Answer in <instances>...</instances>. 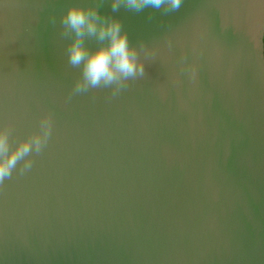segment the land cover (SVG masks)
I'll return each mask as SVG.
<instances>
[{
  "label": "water",
  "instance_id": "water-1",
  "mask_svg": "<svg viewBox=\"0 0 264 264\" xmlns=\"http://www.w3.org/2000/svg\"><path fill=\"white\" fill-rule=\"evenodd\" d=\"M92 2L0 0V126L14 147L53 120L31 171L0 187V264H264V0H105L154 54L117 98L66 102L79 69L60 15Z\"/></svg>",
  "mask_w": 264,
  "mask_h": 264
},
{
  "label": "clouds",
  "instance_id": "clouds-1",
  "mask_svg": "<svg viewBox=\"0 0 264 264\" xmlns=\"http://www.w3.org/2000/svg\"><path fill=\"white\" fill-rule=\"evenodd\" d=\"M104 3L105 0H93L88 4L69 3L60 15V36L67 40L64 49L67 63L79 69V75L65 97L66 102L89 93H93L92 98L95 99L94 90H107V101L117 98L129 88L130 82L145 75L143 61L139 58L140 50L145 56L154 54V49L146 47L143 41L139 43V50L130 45L120 21L100 13ZM182 3L183 0H110L113 12L123 6L135 12L151 7L170 13L178 10ZM49 22L56 25L54 14ZM87 41H94L95 47H89ZM168 43L171 47V40ZM261 44L264 45V33ZM261 54L264 56V47ZM180 70L189 79H195L196 67L188 64L183 55ZM52 126L51 113L42 115L38 120L39 130L19 139L14 147L10 142L11 126H0V187L14 174L23 176L31 171L33 156L43 153L51 138Z\"/></svg>",
  "mask_w": 264,
  "mask_h": 264
}]
</instances>
